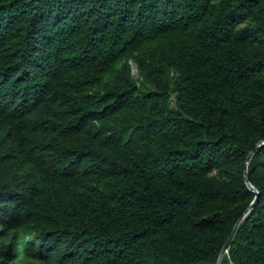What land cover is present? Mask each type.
Here are the masks:
<instances>
[{
  "label": "trees",
  "instance_id": "obj_1",
  "mask_svg": "<svg viewBox=\"0 0 264 264\" xmlns=\"http://www.w3.org/2000/svg\"><path fill=\"white\" fill-rule=\"evenodd\" d=\"M236 224L219 264H264V0H0V264H217Z\"/></svg>",
  "mask_w": 264,
  "mask_h": 264
},
{
  "label": "water",
  "instance_id": "obj_2",
  "mask_svg": "<svg viewBox=\"0 0 264 264\" xmlns=\"http://www.w3.org/2000/svg\"><path fill=\"white\" fill-rule=\"evenodd\" d=\"M253 151L247 156V162L248 160L250 159V156L252 155ZM244 178L247 179V176H246V170H244ZM249 185V183H247ZM236 227H237V224L233 227L232 231L230 232L228 238L226 239L222 249H221V252L219 254V258H218V261H217V264L220 263V260L222 258V256L228 252L229 250V247L231 245V242H232V239H233V236L235 234V231H236Z\"/></svg>",
  "mask_w": 264,
  "mask_h": 264
},
{
  "label": "bare ground",
  "instance_id": "obj_3",
  "mask_svg": "<svg viewBox=\"0 0 264 264\" xmlns=\"http://www.w3.org/2000/svg\"><path fill=\"white\" fill-rule=\"evenodd\" d=\"M225 254H227V253H225Z\"/></svg>",
  "mask_w": 264,
  "mask_h": 264
}]
</instances>
